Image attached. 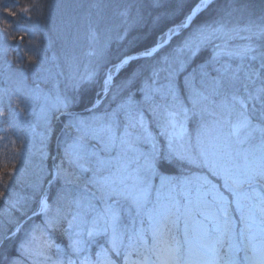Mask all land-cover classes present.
<instances>
[{"label": "snow or ice", "instance_id": "snow-or-ice-1", "mask_svg": "<svg viewBox=\"0 0 264 264\" xmlns=\"http://www.w3.org/2000/svg\"><path fill=\"white\" fill-rule=\"evenodd\" d=\"M213 3L130 0L120 15L132 26L164 27L153 44L112 60L110 29L99 28L107 6L95 0L96 66L71 91L11 97L21 113L42 99L40 118L63 128L48 180L60 186L51 203L41 192L32 215L42 222L5 264H264V0H228L201 19ZM42 8L0 0V38L16 39L4 36L8 18ZM97 78L95 100L77 111L78 93ZM14 171L0 166V185ZM20 199L10 210L24 208ZM20 231L17 220L11 236Z\"/></svg>", "mask_w": 264, "mask_h": 264}, {"label": "trees", "instance_id": "trees-1", "mask_svg": "<svg viewBox=\"0 0 264 264\" xmlns=\"http://www.w3.org/2000/svg\"><path fill=\"white\" fill-rule=\"evenodd\" d=\"M222 1H225L226 4L222 3ZM94 2L95 0H43L42 10L31 13V20L24 18V16L8 18L12 24V29H9V32L4 35L15 36L16 39L14 41L7 39L3 50V42H0V98L3 99L6 92L10 89L11 78L16 79L22 72H25L29 83L39 84L50 90V92L56 89L62 92L72 90L73 81L85 75L84 73L77 77L74 73L76 75L78 72L82 73L81 55L86 48L88 40L85 36L76 38L74 36L75 33H73L72 39L67 40L64 34L73 28L75 24H79L78 27L82 26L86 19L82 18L84 14H91L93 17L97 16V9L91 7ZM129 2L130 0H103V3L107 6L104 8L107 24L100 25V27L110 29V43L105 51V57L108 59L115 60L117 56L125 52L132 53L153 44L160 34V28L164 27L162 24L160 28L152 30L151 28L146 29L143 25L132 26L130 21L120 15L123 6ZM190 2L191 0H189ZM6 3L11 6L15 3V0H6ZM19 3L23 5L28 3V0H19ZM253 3L257 8L261 6V0H253ZM227 4L228 0H214V3L209 8V14L204 13L201 19L210 18L218 9L226 7ZM185 11H187V8H185ZM3 18V14L0 13V19ZM2 28L3 25L0 24V29ZM104 28L102 29L104 30ZM20 37H23V39H20ZM67 41L71 46L68 50L69 54L64 52L65 47L63 46ZM49 45L52 48L61 50L60 53L63 54L64 62L60 66H58L56 61L50 62V64L47 61L49 55L53 53ZM172 46H175V41H173ZM167 51H171V49H167ZM200 56L202 58L199 59ZM200 56L188 68V71H191L192 68L207 59L208 52L205 51ZM28 57H34V60L29 61ZM139 64L144 65L146 62L141 60ZM136 67L138 65L133 63L132 68ZM128 70L131 71V68ZM123 75H126V73H122L121 78ZM183 75L181 74L179 77L181 82L183 81ZM99 91L100 82L98 78L95 87L84 86L78 93L79 103L76 106V110L83 112L95 100ZM4 106L5 111H2L4 116L0 117V135L5 137V140L0 142V166L5 169L14 168L15 171L12 178L5 174V185H0V190L7 193L4 199H0V214L8 213V215H0V264H5V257L16 254V245L19 240L24 237L25 233L33 225H39L41 222L40 215H32V209L38 210L41 192L44 193L45 190L46 196L50 197L49 202H51V197H54L59 186V183L53 182L46 190L45 187L48 185L47 182L51 177V172L43 175V177L46 176L43 184L35 183V177H33L31 171L33 169L32 164L36 161L32 154L36 155V153L32 152L27 142L28 136H26V132L28 128L21 123L22 121L18 122L17 118L12 115L13 111L10 105L4 103ZM103 107H106V105H102V109ZM52 125L55 127V132L52 137H49L50 140L46 141L45 148V152L49 156H53L55 152H58L57 144L62 137L61 130L63 128V124L60 121L54 120ZM5 129L7 131H4ZM13 141L15 142L14 144L12 143ZM31 159L33 162H31ZM47 164L49 169H52L51 167L54 164L50 159ZM18 197L21 198L20 204L25 205L24 208L19 209L18 206L19 210H10V204L16 201ZM25 212H27V215H24ZM30 216L32 219L29 220ZM17 220L22 231L18 232L16 236H11V231H15V222ZM24 220L26 221L23 223ZM5 232H8L10 237L7 240L3 239ZM57 242L59 243L60 241L57 240Z\"/></svg>", "mask_w": 264, "mask_h": 264}, {"label": "rangeland", "instance_id": "rangeland-1", "mask_svg": "<svg viewBox=\"0 0 264 264\" xmlns=\"http://www.w3.org/2000/svg\"><path fill=\"white\" fill-rule=\"evenodd\" d=\"M6 2V0H5ZM32 0H28V3H31ZM40 3L43 4V0H40ZM222 3H225V1H222ZM210 9H208V11H206V14H209ZM82 16V15H81ZM82 18H86L84 20V23L82 26L78 27L79 24H75L73 26V28H71L70 30H68L64 35L65 38L67 40L72 39V35L73 33H75V37L79 38L82 36H85L87 41L86 44V48L83 51V54L81 55V66H82V73H79L76 75L74 73L75 76L80 77L82 74H86L87 72H89L93 67H95L96 65H94L96 63V57H94L93 55H90V53L93 51L94 48L97 47V45H95L92 40L90 39V32L97 29L98 25L96 24V17H93L91 14H84ZM100 31L103 32L104 27H100ZM66 29V26H65ZM67 30V29H66ZM58 33V32H57ZM72 33V34H71ZM59 34V33H58ZM6 36V35H4ZM64 37V36H63ZM14 41V40H12ZM0 42H3V47L2 50L5 48L4 44L7 43V39L6 38H0ZM17 46H20L19 44H16ZM50 46V45H49ZM63 46L65 47L64 52L68 53V50L70 49V45L69 42L67 41L66 43L63 44ZM51 50L53 51L52 54L49 55L47 61L49 62H53L56 61L58 66H60L62 64V62H64V57L63 54L60 53L61 50L59 48H52V46H50ZM1 49V47H0ZM55 52V53H54ZM203 56V55H202ZM202 56L199 57L202 58ZM69 75H71V73H69ZM26 75L25 72H22L18 75V77L16 79H13V77L11 78V83H10V89L6 92L5 97L2 99L0 98V112H2L3 110L5 111V106L4 103L10 105L13 114L18 122L22 121L21 123L24 124V126H26L27 129V142L29 144V146L32 149L34 155L33 157L36 158V161H32L33 162L32 166L33 169L31 171V174L33 175V177H35V183L37 184H43V180L46 176L43 177V175H47L49 174V172H52L53 167H51L52 169H49L47 161H50L54 164L55 161L56 163H58V152H55V154L52 155H48L46 154V141L50 140L49 137L53 136V133L55 132V127L52 125L51 129H49L46 124L44 123V121L40 118V113H41V109L43 107V100L40 98H32L30 100V102L27 104V106L24 107V111L23 113L20 112V108L17 106V104L11 99V97L13 95L16 96H20V97H25V96H30L35 90H39V92L41 94H47L50 92V90H47L45 87L39 85V84H35L32 82H28L26 79ZM47 90V91H46ZM46 91V92H45ZM4 106V107H3ZM10 115V116H12ZM62 119V118H61ZM52 123V122H51ZM38 156V157H37ZM42 178V180H40V178ZM51 179V177H50ZM47 186L45 187L46 190L48 189V187H50L51 185L47 182ZM60 186V185H59ZM58 186V188H59ZM45 191V190H44ZM46 195V194H45ZM49 202V201H48ZM51 203V202H49ZM34 217V216H33ZM29 220L32 219V217L30 216L28 218ZM27 219V220H28ZM40 220L42 222L43 220V215H40ZM41 222L39 224H41Z\"/></svg>", "mask_w": 264, "mask_h": 264}, {"label": "water", "instance_id": "water-1", "mask_svg": "<svg viewBox=\"0 0 264 264\" xmlns=\"http://www.w3.org/2000/svg\"><path fill=\"white\" fill-rule=\"evenodd\" d=\"M25 222V220L23 221V223Z\"/></svg>", "mask_w": 264, "mask_h": 264}]
</instances>
